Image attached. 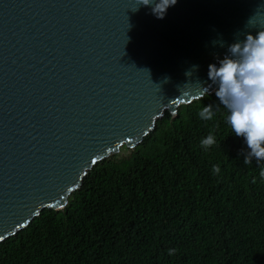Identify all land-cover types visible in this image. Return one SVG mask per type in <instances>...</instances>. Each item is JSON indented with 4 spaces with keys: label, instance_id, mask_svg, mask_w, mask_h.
Returning <instances> with one entry per match:
<instances>
[{
    "label": "water",
    "instance_id": "1",
    "mask_svg": "<svg viewBox=\"0 0 264 264\" xmlns=\"http://www.w3.org/2000/svg\"><path fill=\"white\" fill-rule=\"evenodd\" d=\"M139 2L0 0L3 240L43 209H63L98 161L198 99L197 80L210 83L208 65L254 27L245 22L264 4L177 0L158 19L146 6L133 11ZM220 38L224 47L212 44Z\"/></svg>",
    "mask_w": 264,
    "mask_h": 264
},
{
    "label": "trees",
    "instance_id": "2",
    "mask_svg": "<svg viewBox=\"0 0 264 264\" xmlns=\"http://www.w3.org/2000/svg\"><path fill=\"white\" fill-rule=\"evenodd\" d=\"M207 104L211 120L198 115ZM226 115L215 92L166 111L140 144L98 161L63 209L1 241L0 264H264V162L244 163Z\"/></svg>",
    "mask_w": 264,
    "mask_h": 264
},
{
    "label": "clouds",
    "instance_id": "3",
    "mask_svg": "<svg viewBox=\"0 0 264 264\" xmlns=\"http://www.w3.org/2000/svg\"><path fill=\"white\" fill-rule=\"evenodd\" d=\"M176 3L177 0H140L139 6L133 11L146 6L152 15L162 19ZM260 17H264V4H259L245 22L254 27L244 32L242 38L233 39L227 44L224 55L208 65L207 78L210 83L197 80L201 93L199 99L203 98V94H209V87L215 85V96L227 109L226 123L235 136L243 137L247 146L245 164L251 163L253 159L257 163L264 162V26H256ZM212 44L224 47L225 41L222 38L214 39ZM198 67L191 65L185 74L190 76ZM185 91L189 89H183ZM198 115L203 120L213 119V105H203ZM199 143L207 150L216 143V136L209 131ZM220 171L219 165L212 166L214 174ZM260 176L264 178V168ZM175 252L174 248L168 249L170 256Z\"/></svg>",
    "mask_w": 264,
    "mask_h": 264
},
{
    "label": "rangeland",
    "instance_id": "4",
    "mask_svg": "<svg viewBox=\"0 0 264 264\" xmlns=\"http://www.w3.org/2000/svg\"><path fill=\"white\" fill-rule=\"evenodd\" d=\"M127 151H128L127 146H122V148H121V154H124V153H126Z\"/></svg>",
    "mask_w": 264,
    "mask_h": 264
},
{
    "label": "snow or ice",
    "instance_id": "5",
    "mask_svg": "<svg viewBox=\"0 0 264 264\" xmlns=\"http://www.w3.org/2000/svg\"><path fill=\"white\" fill-rule=\"evenodd\" d=\"M0 240H3V236H0Z\"/></svg>",
    "mask_w": 264,
    "mask_h": 264
}]
</instances>
